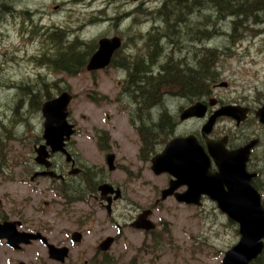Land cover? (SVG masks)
<instances>
[{
	"label": "rangeland",
	"instance_id": "rangeland-1",
	"mask_svg": "<svg viewBox=\"0 0 264 264\" xmlns=\"http://www.w3.org/2000/svg\"><path fill=\"white\" fill-rule=\"evenodd\" d=\"M165 1L0 0V160H32L36 156L34 146L43 141L44 117L41 108L31 104L32 97L23 96L29 92L27 87L56 96L69 86L73 94L70 121L76 124V133L69 140L73 153L88 166L101 170L100 179H109L122 187L123 198L113 207L111 217L90 196L72 201L69 198V264H98L105 259L109 264H221L225 252L240 239L238 223L209 197L203 198L202 205L182 203L173 196L161 200L162 189L169 186V175L154 174L150 162L139 157L144 142L141 143L137 128L142 126L146 133L150 126L144 116H149L150 121L163 115L162 112L173 117L168 128L162 131L160 140L163 142L175 131L201 130L204 119H192L176 127L177 111L179 106L188 104V97L173 96L168 91L176 89L162 88L167 95L165 102L158 105L160 108L151 106L141 112V102L133 108L136 88L130 82L127 86L132 87L133 94L127 95L126 89L122 93L126 84L122 81L131 78L128 71L110 65L96 72L85 67L78 74L69 75L52 64L59 52L69 50V42L77 38L93 46V53L103 35L139 36L150 27V15L160 17L155 11ZM200 13L211 14L207 8ZM119 16L124 19L116 25ZM197 16L200 21L205 18L197 13L190 16V23L186 24L193 25ZM52 33L60 37L62 45L51 41ZM210 43L212 47L222 48L231 41L222 33ZM263 44L264 41H258L248 45L241 40L231 44L230 48H237L234 56H218V66L213 70H216L219 85L207 86L209 96L218 98L224 105L264 101V53L258 51L264 49ZM132 52L128 46L121 59L128 58ZM225 81L228 84L223 85ZM147 97L145 95V100ZM131 116L138 119L137 125H133ZM213 130L215 135L234 134L235 143H244L256 134L261 139L253 152V171L260 172L256 180L262 185L258 188L264 202L263 125L252 116L239 126L233 119L219 117ZM98 131H106L109 142L101 141ZM156 135L154 131L149 133V140ZM100 143H109V146L102 150ZM106 152L116 154L112 171L106 162ZM18 186L8 184V190L13 191ZM39 205L43 208V203ZM56 207L53 205L48 212L39 215L48 221L50 213L58 210ZM147 208L153 209L151 218L157 228L146 232L132 227L130 223ZM63 224L66 226L65 221ZM78 230L84 235L81 243L70 238L71 233ZM154 234L160 239L156 247L153 246ZM110 236L116 238L111 248L99 249L100 243Z\"/></svg>",
	"mask_w": 264,
	"mask_h": 264
},
{
	"label": "flooded vegetation",
	"instance_id": "flooded-vegetation-1",
	"mask_svg": "<svg viewBox=\"0 0 264 264\" xmlns=\"http://www.w3.org/2000/svg\"><path fill=\"white\" fill-rule=\"evenodd\" d=\"M258 13H260L261 17L257 20H248V23H244L243 26L244 31L242 40H245L248 45L252 42L256 44L258 41H264V10L263 12L258 11ZM198 18L199 17L197 16L193 25H187L186 23H190V17L188 18V21H185V16H178L176 22L173 19H170V23L173 25L171 27L168 25V21L165 18L150 15V19L152 20L150 27H148L146 32L139 33V36L136 34L133 36L131 35L132 37H125L122 34L108 36L110 34H106L100 38L114 36L121 38V46L114 51L110 63L102 68V70L110 65H114L119 69L128 71V76L131 72H137L132 78L122 81V83L126 82L122 89V93H125L124 89L130 87L127 86L129 82L136 88V96L134 95L132 97L133 108H136L135 105L145 99L144 96L142 99L136 98L138 93H140V88H142L139 87L140 85H144V87L146 86V95L148 97L156 98V104L153 105H162V103L165 102L167 93H164L165 91L163 92L162 88L175 89V87H178L176 90L168 89L170 90L168 91L169 94H173V96L180 98L188 97V99H186L188 104L179 106L180 109L177 111L178 120L176 121V127H178L179 124L192 119H204L206 122L218 109L224 106L225 103L219 101L218 98L209 96L210 92L207 90V86L209 87V85L213 83L219 85L217 83L219 79H217V76L214 73L216 70H213V68L218 66V56L222 57L225 54L234 56L235 54L233 52L237 50L235 47L230 48L231 43L222 48L212 47L210 38L202 43L199 36H195L197 31L201 28V21ZM123 19L124 17L119 16L116 25H120L123 22ZM159 19L162 21H158ZM211 19L210 30H217V23L221 24L220 26L223 29V32L231 33L233 30V23L229 18L224 21H217L215 16H211ZM192 28L195 29V34L193 36L189 33ZM169 29H174V31H170ZM176 38H178V41H175ZM100 39L97 42L96 50L99 47ZM128 46L132 48L133 52L128 55V58L121 59L123 51ZM261 47L264 48V44ZM244 49L246 50V48ZM96 50L91 53L89 59ZM258 51L260 54L264 53V49H258ZM67 57L68 67L66 71H62L69 73V50H67ZM87 63L85 67H87ZM202 69H204L206 73L204 83L200 78ZM98 70H93L92 72ZM140 70L145 71L143 73L145 76L143 80H137L138 76H143V74L140 73ZM176 71H178V74ZM154 72H158V74L155 75ZM175 77H177L176 80H174ZM222 84L226 85L228 82L226 83L225 81L222 82ZM191 85H196L198 87L201 85L205 90L201 87V90L198 93L191 92ZM185 88L188 91L187 94L183 90ZM151 89H153L154 92ZM155 90L157 92H155ZM66 91H69V86ZM153 98L151 99L152 101ZM195 104H202L205 106V114L203 116L182 119L181 116L184 111ZM227 104H235L248 108L247 119L252 116L254 119L258 120L255 112L264 104V101L259 104L251 101L244 103H226V105ZM167 115L170 116V113H167ZM144 117H146L145 123L147 124L149 116ZM228 118L233 119L231 117ZM137 120V118L131 116V121L134 126L137 125ZM139 122L140 124L142 123L141 121ZM260 124L263 125L264 128V124ZM236 126L239 125L236 124ZM137 129L139 131L138 134L141 143L142 140L144 142L139 149V157L143 161H149L151 169L153 158L164 150L170 139L174 137H186L194 134L199 137L201 144H203L206 152L211 158L212 171L217 170L215 160L209 151L207 140L202 136V127L200 131L191 130L172 132L173 135H168L165 142L160 140V136L163 133L156 135L155 137L152 136L153 139L150 137L151 140H149L148 135L149 133H152L150 126L146 129V133L142 126L140 129ZM105 132L106 131H98L97 135L102 138L101 141L107 140L109 142V137H107ZM223 136H227L226 146L229 150L245 145L254 138L259 139L258 144L252 148L247 164L248 170L253 171V152L261 140L257 134L251 136L247 141H244V143H235L236 136L231 133L215 135L213 130L209 134V137L213 140H217ZM43 143H46L44 135L43 141L38 145H35L34 150L37 146H40ZM100 144L105 147H101ZM100 144L99 147L102 150H106L109 146V143ZM65 149L66 151L59 150L53 152L52 148L48 146V157L44 161L36 159V150V156L32 160H0V264H69V198L70 201H72L76 198L81 199L85 195L90 196L89 198L99 202L102 209H106L108 217L113 215V207L117 201L123 198V193L120 198H116L118 195L117 192L103 194L100 187L105 183L113 185L115 191L117 188L121 189L122 187L109 179H100L101 170L96 169L94 165L88 166L86 162L79 160L75 153H73L69 140H66ZM69 153L72 155L73 160H69ZM112 153L115 154L114 152H106L105 154L106 162L110 171L114 170L110 168V154ZM115 159L116 154L114 165ZM257 172L260 174L259 171ZM162 174H168L169 181L172 179V175L168 172ZM8 184H19L20 186H18V188H13L14 190L10 191L8 190ZM186 187V185L181 186L179 192H183ZM205 197L208 196L204 195L203 198ZM35 202L38 205H36V207H31V204ZM41 203H43V208L39 205ZM53 205L57 206L56 208L59 211L56 210L53 211V213L51 212L48 221L44 220L43 216L39 215V213L48 212ZM64 221L66 226L63 224ZM61 225L62 228H58ZM72 233L70 238L73 240ZM114 239L116 238L114 237ZM50 245L66 249V252L64 251V260L52 256L50 253Z\"/></svg>",
	"mask_w": 264,
	"mask_h": 264
},
{
	"label": "water",
	"instance_id": "water-1",
	"mask_svg": "<svg viewBox=\"0 0 264 264\" xmlns=\"http://www.w3.org/2000/svg\"><path fill=\"white\" fill-rule=\"evenodd\" d=\"M121 46V38L103 37L99 47L87 63V70L93 71L104 68L111 61L114 51ZM73 95L63 91L58 96L44 102L42 114L44 117V139L46 143L35 148L37 160L44 161L48 157L47 148L55 151H66V140L76 133L75 123L70 121L69 106ZM205 106L195 104L184 111L182 119L203 116ZM248 108L227 104L218 109L202 126V136L207 140L209 151L215 160L216 171H212V161L201 144L198 136L192 134L186 137L170 139L164 150L153 158L152 169L155 174L168 172L172 175L170 184L163 189L161 200L174 196L177 201L202 205V198L207 195L217 202L219 209L229 218L239 224L240 239L229 248L221 264H251L264 250V204L262 194L253 183L258 176L257 171L248 170L247 164L252 148L259 139L254 138L247 144L236 149L227 148V136L213 140L209 134L219 117H231L237 125L247 119ZM256 117L264 124V104L256 110ZM110 168L114 169V154H110ZM73 160L69 153V160ZM78 171V169H77ZM187 186L183 192L178 189ZM102 193L117 192L116 198L121 197V189L105 183L101 185ZM158 201V200H157ZM152 208L144 209L131 226L147 232L155 230L157 223L151 219ZM75 242H81L83 234L79 231L72 233ZM114 237H107L98 246L102 251L111 248ZM65 248L50 245V253L55 258H65ZM70 252V249H69Z\"/></svg>",
	"mask_w": 264,
	"mask_h": 264
},
{
	"label": "trees",
	"instance_id": "trees-1",
	"mask_svg": "<svg viewBox=\"0 0 264 264\" xmlns=\"http://www.w3.org/2000/svg\"><path fill=\"white\" fill-rule=\"evenodd\" d=\"M208 9L211 14L204 15L200 13V10ZM264 10V0H166L163 5H160V7L155 11V14L159 15L162 18H165L168 21L169 26H173L172 23H170V19H173L175 22L177 21V17L179 16H185V21H188V18L192 15H197V13L200 14L201 17H205L203 20H201L200 30L197 31L196 37L199 36L201 39V42L204 43L206 39H212L214 36L222 35V33H225L227 38L231 41V44H237L239 41L243 39V26L244 23H248V20H257L259 17H261L260 13L258 11ZM211 16H215L217 21L218 20H226L227 18H232L233 23V30L231 33L229 32H223V29L219 27V24L217 23V30L212 29L211 27ZM170 27V28H171ZM170 31H174V29H169ZM222 30V31H221ZM189 32L192 34V36L195 34V29L192 28ZM33 32L36 34L37 31L33 30ZM50 39L53 43H57L58 45H62L60 42V37L55 35V33H52V36L50 35ZM194 39V38H192ZM175 41H178V38L175 39ZM177 46V44H176ZM227 46V45H226ZM225 46V47H226ZM77 47V48H76ZM86 49H83L85 48ZM83 49V50H82ZM94 47H89V44H87L85 41L77 38L76 40L69 42V75H76L82 70L85 69L86 63L93 51ZM54 67H58L60 70H65L68 67V57H67V51L59 52V56L54 60V63H52ZM145 71L140 70V73L143 74ZM178 71H176L177 73ZM137 72H131L129 76L132 78L133 75H135ZM139 73V74H140ZM178 74V73H177ZM1 75V74H0ZM205 71L204 69L201 70L200 78L202 82L205 81ZM145 78L144 74L142 77H137V80H143ZM177 77H175L174 80H176ZM202 85V83H201ZM198 87L196 85H191V92L198 93L201 90V86ZM132 86V84H131ZM140 93H138V99H142V97L147 94L144 91V85H140ZM29 89L28 93H24V97L29 96V98L32 97L33 100H30L33 107L36 108H42L43 103L46 100L52 99L54 95L50 92H41V91H35L32 90L31 86L27 87ZM129 88V89H128ZM127 95L133 94L134 90L132 87H128ZM178 87H175L177 89ZM193 89V90H192ZM185 93L187 94V89H183ZM203 90L205 88L203 87ZM49 91V90H47ZM25 98L21 99V103L24 101ZM152 97H147V100H143L140 104V111L146 112L149 107L151 106H158V105H152L156 104L155 100L156 98H153V101L151 100ZM92 100L101 102V99H97L96 97H92ZM159 107V106H158ZM157 107V108H158ZM160 108V107H159ZM147 109V110H146ZM164 110V109H163ZM163 115H157L154 117V119L151 118L148 119L147 124L150 125V130L154 131L155 134L160 135L164 131V129L168 128L169 124L172 122V116L167 115V113L162 112ZM163 131V132H162ZM254 184L256 187L261 185L258 180H254ZM262 186V185H261ZM73 196V195H70ZM264 203V202H263ZM167 230V228L165 229ZM155 232V231H154ZM154 244L153 246H158L160 239L154 234ZM109 260H103L101 262H98V264H109ZM252 264H264V250L262 254L256 259Z\"/></svg>",
	"mask_w": 264,
	"mask_h": 264
},
{
	"label": "bare ground",
	"instance_id": "bare-ground-1",
	"mask_svg": "<svg viewBox=\"0 0 264 264\" xmlns=\"http://www.w3.org/2000/svg\"><path fill=\"white\" fill-rule=\"evenodd\" d=\"M204 16V15H203ZM160 20V19H159ZM121 23V22H120ZM226 27V26H225ZM186 41V40H185ZM62 48V47H61ZM77 48V47H76ZM211 76V75H210ZM209 78V77H208ZM12 124V123H11Z\"/></svg>",
	"mask_w": 264,
	"mask_h": 264
}]
</instances>
